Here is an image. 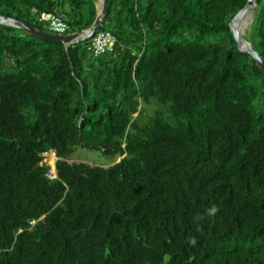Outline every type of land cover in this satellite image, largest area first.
<instances>
[{
	"label": "trees",
	"instance_id": "obj_1",
	"mask_svg": "<svg viewBox=\"0 0 264 264\" xmlns=\"http://www.w3.org/2000/svg\"><path fill=\"white\" fill-rule=\"evenodd\" d=\"M97 3L0 14L48 32L31 10L53 12L73 32ZM245 3L109 0L97 31L116 43L97 56L93 35L65 46L0 25V264H264V79L229 29ZM245 38L264 58V3Z\"/></svg>",
	"mask_w": 264,
	"mask_h": 264
},
{
	"label": "water",
	"instance_id": "obj_2",
	"mask_svg": "<svg viewBox=\"0 0 264 264\" xmlns=\"http://www.w3.org/2000/svg\"><path fill=\"white\" fill-rule=\"evenodd\" d=\"M260 1L261 0H246L245 5L241 9H239L230 20L229 29L237 48L241 52H245L249 54L255 60L256 65L264 79V58L252 46L250 41L247 40L242 35L240 31L242 21L249 12H254V10L259 6ZM108 9H109V0H101L100 6L97 7L96 16L88 28L66 34H54L50 32H45L32 25H28L20 20L1 14H0V25L10 26L18 30H21L35 38L42 40H49L67 46L69 44H77L81 41L90 38L102 25L106 17V14L108 12Z\"/></svg>",
	"mask_w": 264,
	"mask_h": 264
},
{
	"label": "built area",
	"instance_id": "obj_3",
	"mask_svg": "<svg viewBox=\"0 0 264 264\" xmlns=\"http://www.w3.org/2000/svg\"><path fill=\"white\" fill-rule=\"evenodd\" d=\"M31 13L36 15V18L41 22L50 33L54 34H66L69 30L68 24L64 21L63 17L59 14L47 11L38 12L35 8H32ZM116 38L113 34L105 31H96L89 43V51L97 56L106 52H111L114 49ZM43 161L49 166L47 177L55 178V162L57 156L53 149L46 150L41 153ZM49 158V160H48Z\"/></svg>",
	"mask_w": 264,
	"mask_h": 264
},
{
	"label": "rangeland",
	"instance_id": "obj_4",
	"mask_svg": "<svg viewBox=\"0 0 264 264\" xmlns=\"http://www.w3.org/2000/svg\"><path fill=\"white\" fill-rule=\"evenodd\" d=\"M100 1L101 0H98L97 7L100 6ZM263 3H264V0H261L259 6L254 10L255 14H257L258 10L263 5ZM254 12H249L246 15V17L244 18V20L242 21L240 31L244 37L248 33V30H249L250 26L252 25V22L254 19ZM34 23L36 25H39L42 27L44 26L41 22H34ZM44 27L46 28V26H44ZM67 33H71V32L68 31ZM149 109L151 111L145 117L146 119L149 116H151V114L153 113L152 109H154V107L152 106ZM160 110L166 111V108H164V109L160 108ZM72 159L83 160V161H86V162H89V163H92L95 165H99V166H108L117 160V158L109 157V156L102 154L99 150H93V149H87V148H78V150L72 155ZM48 160H49V158H48Z\"/></svg>",
	"mask_w": 264,
	"mask_h": 264
},
{
	"label": "clouds",
	"instance_id": "obj_5",
	"mask_svg": "<svg viewBox=\"0 0 264 264\" xmlns=\"http://www.w3.org/2000/svg\"><path fill=\"white\" fill-rule=\"evenodd\" d=\"M207 211V215H209V216H213L215 213H216V211H217V208L215 207V206H212L211 208H209L208 210H206ZM192 243H195V241L193 240V241H191Z\"/></svg>",
	"mask_w": 264,
	"mask_h": 264
}]
</instances>
